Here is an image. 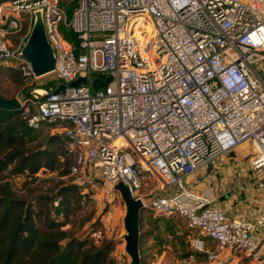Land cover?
<instances>
[{
  "label": "built area",
  "instance_id": "built-area-1",
  "mask_svg": "<svg viewBox=\"0 0 264 264\" xmlns=\"http://www.w3.org/2000/svg\"><path fill=\"white\" fill-rule=\"evenodd\" d=\"M66 1L0 2V64L34 85L19 98L28 123L58 124L67 139L74 161L66 176L88 167L104 183L122 180L156 212L182 217L209 264H264V226L229 215L187 181L245 140L257 147L251 166L264 169V79L256 69L264 0H77L71 16ZM38 10L60 79L40 85L45 92L20 55ZM79 76L86 80L73 85ZM107 76L94 89V78ZM146 172L160 182L149 202Z\"/></svg>",
  "mask_w": 264,
  "mask_h": 264
},
{
  "label": "trees",
  "instance_id": "trees-1",
  "mask_svg": "<svg viewBox=\"0 0 264 264\" xmlns=\"http://www.w3.org/2000/svg\"><path fill=\"white\" fill-rule=\"evenodd\" d=\"M5 1L8 0H0ZM76 1L70 0L69 14ZM62 29L69 40L77 41V33L67 27ZM2 69L13 70L21 79L25 77L17 67ZM36 129L24 117L22 107H0V264H113L111 252L115 242L104 239L98 243L92 233L99 227L84 237L64 228L72 213L77 184L62 185L55 193L38 192L31 200L18 195L15 176L31 178L42 169L65 176L74 161L61 132L51 134L44 146L34 147L31 140ZM55 200L59 201L56 214H62L66 220L52 215ZM144 239L145 233L141 231L142 264Z\"/></svg>",
  "mask_w": 264,
  "mask_h": 264
},
{
  "label": "rangeland",
  "instance_id": "rangeland-1",
  "mask_svg": "<svg viewBox=\"0 0 264 264\" xmlns=\"http://www.w3.org/2000/svg\"><path fill=\"white\" fill-rule=\"evenodd\" d=\"M66 2L68 15L71 16L72 13L69 14L70 0ZM3 67L0 64L1 93L6 97L23 98L26 96V92L34 86L30 84V79L25 77L21 79L14 75L13 70H3ZM35 82L38 87L43 85L48 88L56 86L60 79L55 74L48 73L37 77ZM57 125L45 122L35 130L31 144L34 147L44 146L51 134L60 133ZM145 175L142 192L146 201L149 202L150 195L159 192L157 187L160 182L151 172H146ZM13 182L18 195L28 200L33 199L38 192L55 193L62 185L77 184L78 192L72 202V213L67 218L64 228L70 230L71 234L84 237L94 228L103 227L106 233L95 238L98 243L104 239H111L115 242L111 252L113 264H131V257L125 249L126 204L113 184L102 182L88 167H85L84 174L76 176H61L58 171L42 169L31 178H26L24 175L15 176ZM56 201L58 200H55L52 205V215L64 220L62 214H56L58 207ZM140 224L142 225L141 231L145 233L143 241L145 264H209L206 252L192 248L193 230L187 226L182 217L161 214L146 205L141 211Z\"/></svg>",
  "mask_w": 264,
  "mask_h": 264
},
{
  "label": "crops",
  "instance_id": "crops-1",
  "mask_svg": "<svg viewBox=\"0 0 264 264\" xmlns=\"http://www.w3.org/2000/svg\"><path fill=\"white\" fill-rule=\"evenodd\" d=\"M256 69L264 79V59L257 63ZM256 153V145L245 140L220 160L188 174L187 181L193 190L211 199L229 215L247 218L261 231L264 226V169L251 166ZM261 245L264 250V244Z\"/></svg>",
  "mask_w": 264,
  "mask_h": 264
},
{
  "label": "water",
  "instance_id": "water-1",
  "mask_svg": "<svg viewBox=\"0 0 264 264\" xmlns=\"http://www.w3.org/2000/svg\"><path fill=\"white\" fill-rule=\"evenodd\" d=\"M20 55L31 62L36 77L51 73L55 69V50L48 39L44 14L41 10L35 12L32 29L26 43L21 48ZM85 80L86 76H79L71 83L78 85ZM110 80L111 76H107L104 79L95 77L93 87L94 89H99ZM62 88H64V84H60L55 89V92H58ZM26 95H30V89L26 92ZM21 106V101L18 97H6L0 93V107L14 109ZM113 187L121 193L126 204V214L124 217L126 228V233L124 234L126 240L125 249L131 257V264H142L140 220L141 211L146 205L140 197L137 198L131 195L128 186L122 180L116 181Z\"/></svg>",
  "mask_w": 264,
  "mask_h": 264
},
{
  "label": "bare ground",
  "instance_id": "bare-ground-1",
  "mask_svg": "<svg viewBox=\"0 0 264 264\" xmlns=\"http://www.w3.org/2000/svg\"><path fill=\"white\" fill-rule=\"evenodd\" d=\"M41 92H45L42 87H38Z\"/></svg>",
  "mask_w": 264,
  "mask_h": 264
}]
</instances>
